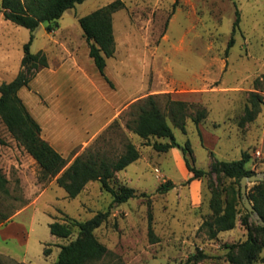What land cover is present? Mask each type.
<instances>
[{
    "label": "rangeland",
    "instance_id": "1",
    "mask_svg": "<svg viewBox=\"0 0 264 264\" xmlns=\"http://www.w3.org/2000/svg\"><path fill=\"white\" fill-rule=\"evenodd\" d=\"M112 1L76 4L51 23L53 35L47 23L31 32L0 13V84L21 69L31 34L30 51H44L53 67L54 40L76 50L88 77L75 74L66 61L56 74H36L19 96L42 123V138L68 143L62 154L68 164L86 149L114 159L133 143L140 157L115 172L110 184L132 187L138 195L112 204V196L92 181L68 198L55 178L40 179L37 162L0 118V171L8 180V191L0 190V218L9 215L0 223V264H51L78 230L72 227L70 237L60 238L50 233L49 223L83 221L99 211H109L94 230L107 254L94 264H230L226 244L243 241L245 228L239 223L237 230L210 238L203 222L212 220L211 201L231 197L240 185L215 174L188 181L192 173L180 149L158 152L152 143L167 139L151 137L148 145L125 123L135 116L130 105L152 94L176 141L189 142L192 166L208 171L214 160H236L246 152L247 167L263 173L264 105L253 121L239 122L251 92L264 99V0H121L124 7L112 15L115 53L105 68L111 87L88 54L78 18ZM167 181L174 186L159 190ZM237 207L240 217L241 199ZM262 258L264 248L253 264H264Z\"/></svg>",
    "mask_w": 264,
    "mask_h": 264
},
{
    "label": "trees",
    "instance_id": "2",
    "mask_svg": "<svg viewBox=\"0 0 264 264\" xmlns=\"http://www.w3.org/2000/svg\"><path fill=\"white\" fill-rule=\"evenodd\" d=\"M85 0H0V13L5 20L25 27L31 32L41 23H47L46 29L51 31V23L62 17L63 13L76 4ZM124 7L121 0H114L109 4L99 7L89 14L79 17L78 23L82 29L96 68L105 81L111 86L112 82L105 74L106 60L115 53V39L112 29V15ZM239 14L236 12L234 29L238 26ZM30 40L23 45L21 69L9 82L0 84V118L12 137L18 141L28 154L37 162L40 168V179L51 180L55 178L59 187L63 188L68 198L77 197L85 186L91 181H98L102 190L112 196V204L126 202L136 197V190L128 186L114 188L110 181L115 172L125 169L128 165L140 157L137 147L127 142L124 151L116 158H109L99 151L86 149L83 154L76 155L68 164V159L56 151L45 139L41 137V127L28 111L26 105L19 96V90L28 86L29 81L44 67H47V57L42 50L32 53ZM232 40L230 41V43ZM250 106L245 107V112L240 124L251 122L264 105V99L258 92L249 94ZM136 108L135 116L125 123L127 129L142 138L149 145L151 137L167 139L166 142L155 141L153 149L158 152H166L171 148H178L183 154L185 166L192 173V179H199L206 175L215 174L217 177L233 179L237 184L244 175L257 173L255 169L247 167L250 159L248 153L243 152L236 160H214L208 171L192 166L187 154L192 150L189 142L181 146L175 139L166 115L158 106L154 96L149 94L142 102L130 105ZM203 117V112L194 118L198 122ZM8 180L0 171V190L7 192ZM240 185V184H239ZM174 184L171 181L164 182L159 190L167 191ZM140 195H145L141 193ZM248 198L264 220V180L247 188ZM240 186L229 198H214L211 201L212 220H205L203 225L208 228L210 238H215L220 231L235 228L237 219L246 230V238L237 243L226 244L225 258L230 264H253L264 248V227L251 219L249 212L243 207L244 214L238 217L240 209ZM109 211H99L91 218L80 221L69 218L68 222L49 223L52 235L60 238H68L72 234V227L78 230L75 239L60 246L57 258L51 264H94L107 254V248L95 236L94 230L98 228L108 217ZM9 218L2 215L0 223ZM149 234L153 235L149 214ZM46 249L44 254L47 255ZM264 262V258H262Z\"/></svg>",
    "mask_w": 264,
    "mask_h": 264
},
{
    "label": "crops",
    "instance_id": "3",
    "mask_svg": "<svg viewBox=\"0 0 264 264\" xmlns=\"http://www.w3.org/2000/svg\"><path fill=\"white\" fill-rule=\"evenodd\" d=\"M50 34H55V29H53L51 32H49ZM54 46L56 47V53H54V58H55V67H53L52 65V62L50 60V58L46 55L47 57V62H48V65L47 67H44L43 69L44 70H48V72L52 73V74H56L57 73V69L55 68H60L64 66L65 62L68 61V63H70V68L73 69V71L75 72V74H78L79 76H83V77H88V74L85 70V65H84V62H81V57L79 56L78 52L75 51H72V50H64V45H63V42L59 39V40H54ZM87 63L90 65V60H87ZM43 69H41L39 72H41ZM38 72V73H39ZM37 73V74H38ZM57 91V90H56ZM55 91V92H56ZM58 93V92H57ZM57 96H62L60 94H57ZM60 98V97H59ZM62 98V97H61ZM62 104V102H61ZM65 104V105H64ZM63 106H68L69 103H63L62 104ZM30 112V111H29ZM31 113V112H30ZM65 114H68V113H65ZM33 116V114H31ZM33 118L37 121V119L33 116ZM38 122V121H37ZM39 123V122H38ZM40 127H42V123H39ZM42 130V128H41ZM44 139V138H43ZM45 140L56 150L58 151L61 155L63 153H65V147L66 145V142L65 143H61V144H56L55 142L51 141L50 139H47L45 138ZM172 149V148H171ZM63 150V151H62ZM63 156V155H62ZM191 181H197V179H192ZM92 182V181H91ZM19 214V213H16L15 216ZM13 215V217H15ZM239 224V220L237 219L236 221V226L235 228L231 229V230H237V225ZM231 230H227V231H231ZM223 231H220L217 235L218 237H220V234L222 233Z\"/></svg>",
    "mask_w": 264,
    "mask_h": 264
},
{
    "label": "water",
    "instance_id": "4",
    "mask_svg": "<svg viewBox=\"0 0 264 264\" xmlns=\"http://www.w3.org/2000/svg\"><path fill=\"white\" fill-rule=\"evenodd\" d=\"M264 180V172L263 173H255L250 175H244L240 178V196L243 207L249 212L251 217H253L256 223L260 226L264 227V220L261 216L257 213L253 205L251 204L248 195H247V188L249 183H258Z\"/></svg>",
    "mask_w": 264,
    "mask_h": 264
}]
</instances>
